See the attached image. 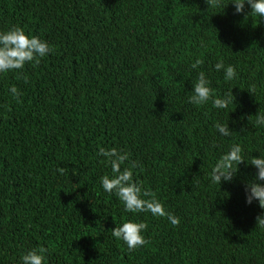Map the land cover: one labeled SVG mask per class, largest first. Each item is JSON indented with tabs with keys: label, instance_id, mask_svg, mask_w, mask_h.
Listing matches in <instances>:
<instances>
[{
	"label": "trees",
	"instance_id": "obj_1",
	"mask_svg": "<svg viewBox=\"0 0 264 264\" xmlns=\"http://www.w3.org/2000/svg\"><path fill=\"white\" fill-rule=\"evenodd\" d=\"M222 2L0 0V31L20 27L52 48L0 76V264L37 247L48 264H264V209L245 202L257 171L249 163L264 155V129L254 127L264 112V21ZM219 61L235 80L214 70ZM198 71L214 94L232 89L226 110L188 103ZM234 144L244 161L231 182L212 184ZM100 148L128 151L140 165L134 179L179 225L125 213L101 187L111 167ZM128 219L147 225L134 251L111 234Z\"/></svg>",
	"mask_w": 264,
	"mask_h": 264
},
{
	"label": "clouds",
	"instance_id": "obj_2",
	"mask_svg": "<svg viewBox=\"0 0 264 264\" xmlns=\"http://www.w3.org/2000/svg\"><path fill=\"white\" fill-rule=\"evenodd\" d=\"M212 2L214 7L223 9L229 4H223L222 0H212ZM230 3L234 6L235 13L243 14L245 20L251 16L258 18L259 21H264V0H231ZM246 8L250 11H246ZM51 52L52 48L47 41L30 33L26 34L20 27L13 26L0 31V76L22 70L26 64L38 63L41 58L48 56ZM203 63L202 59L197 58L190 67L192 70H197ZM213 67L217 72L223 70V78L227 82L237 78V70L232 65L226 66L223 61H219ZM210 84L211 81L205 72L198 71L196 82L192 85L191 95L188 97V103L203 106L211 101L213 109L226 110L229 104L234 101L232 89L222 95L214 94ZM248 91L254 94L255 86H250ZM8 92L13 100L19 102L22 93L16 86H11ZM214 127L221 137L232 135L228 123L223 124L217 121ZM254 127L264 129V112L258 111ZM97 155L104 157L111 167V174L100 178L101 187L105 193L116 195L123 205L125 213H131L133 216L150 213L153 217H166L173 226L179 225L180 218L168 212L155 194L148 190L139 179H134V170L140 165L138 161L131 160L128 151L117 148L108 150L100 148ZM242 161H244L242 148L239 144H234L228 152L217 159L211 169L210 182L220 186L222 182H231L236 174L237 166ZM249 164L254 166L257 171L255 179L245 186V202L251 205L253 201H257L259 207L264 209V155L252 157ZM57 171L63 173L62 168H58ZM256 219L257 225L264 227V214L257 216ZM146 228L147 225L144 222L128 219L116 226L111 234L116 240L122 241L128 251H134L147 243L144 236ZM47 252L48 249L44 247L30 249L20 256V264H48Z\"/></svg>",
	"mask_w": 264,
	"mask_h": 264
}]
</instances>
